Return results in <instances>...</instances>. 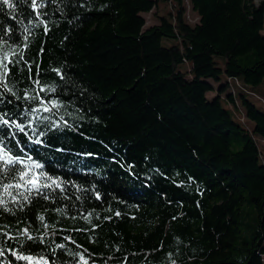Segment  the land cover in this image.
Masks as SVG:
<instances>
[{"label":"trees","instance_id":"obj_1","mask_svg":"<svg viewBox=\"0 0 264 264\" xmlns=\"http://www.w3.org/2000/svg\"><path fill=\"white\" fill-rule=\"evenodd\" d=\"M158 1L0 0V264L264 263V0Z\"/></svg>","mask_w":264,"mask_h":264},{"label":"rangeland","instance_id":"obj_2","mask_svg":"<svg viewBox=\"0 0 264 264\" xmlns=\"http://www.w3.org/2000/svg\"><path fill=\"white\" fill-rule=\"evenodd\" d=\"M185 1V16L186 19L189 23L194 24L197 20H198V16L193 12V10L190 7V3L188 2V0H184ZM258 0H255V2H257ZM170 8V4L169 2H164L159 0L158 4L153 7L152 10H150L149 12H145L143 13V16L145 18V25L144 28H147L148 26L156 23L158 21V17L161 14H166L167 10H169ZM162 41L164 43H168L169 40L163 38ZM204 57H198L196 59H194L190 64H188V67L191 68L193 66H196L198 68V70L202 69L203 66L201 65V61L203 60ZM210 81L213 83L214 81L210 79ZM220 81H223V78L220 79ZM258 89V96L264 97V82L262 84L261 87L257 88ZM216 91L213 90L211 91V93H209V96L211 94H214ZM250 97L256 102V104L259 105V101H258V97H256L255 95H250ZM239 117V116H238ZM240 120H242V116H240ZM260 142L262 143L261 146L264 147V142L260 140ZM264 264V263H263Z\"/></svg>","mask_w":264,"mask_h":264},{"label":"snow or ice","instance_id":"obj_3","mask_svg":"<svg viewBox=\"0 0 264 264\" xmlns=\"http://www.w3.org/2000/svg\"><path fill=\"white\" fill-rule=\"evenodd\" d=\"M4 3L8 4L9 7H12V4L10 3V0H3ZM33 3H35V0H33ZM4 74H7V67L4 66ZM0 123L3 124H7L8 121L7 120H2L0 121ZM19 127V126H18ZM29 160L31 159L30 157L28 158ZM0 161H3L4 164L6 165H15V164H21L24 163L23 160H21L18 157H12L8 151L5 150V148L0 147ZM36 167H40L39 165H36ZM28 173L25 171H21L20 172V179L21 180H25V178L27 177ZM27 184H30L32 188H39V181L36 179H30V180H26L25 181ZM16 187H23V185L21 184H16ZM48 185H45L44 187H47ZM12 187V185H5V192H7L8 188ZM31 191V189H29ZM4 203L3 200H0V205H2ZM43 219V217H41V220ZM21 259H30L29 257H21Z\"/></svg>","mask_w":264,"mask_h":264}]
</instances>
